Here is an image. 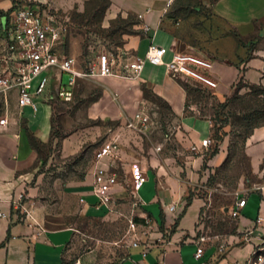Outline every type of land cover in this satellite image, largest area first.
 Here are the masks:
<instances>
[{
	"label": "rangeland",
	"instance_id": "1",
	"mask_svg": "<svg viewBox=\"0 0 264 264\" xmlns=\"http://www.w3.org/2000/svg\"><path fill=\"white\" fill-rule=\"evenodd\" d=\"M21 5L24 4H17ZM109 5L110 0H84L82 7L76 4L67 11L51 5L44 7L47 13L62 22L67 34L62 50L73 56L80 68V63L93 59L101 52L131 57L127 51L125 53L117 48L123 47L129 34L142 32L139 17L118 13L105 23L103 18ZM178 5L175 1L168 9L172 23L177 17L189 13L194 17L192 22H202L197 11L190 12L187 8L177 13ZM202 11L205 17L211 18V26L216 25V35L222 36L225 29H229L238 45L247 44L253 48L263 40L264 46V38L255 34L244 36L237 28L225 27L209 12ZM84 53L87 55L83 56ZM67 79V74H63L64 84ZM49 85L51 88L52 83L49 82ZM14 94L15 91H8L6 95L0 93V118L16 111ZM53 100L57 101L53 138L58 141L48 149L38 148L42 158L38 172L44 173L41 187L48 191L49 205L54 206L56 213L63 216L66 225L73 230L68 251L71 261L90 254L94 263L116 264L125 256L131 242H153L169 236L171 228L165 230L141 215L143 209L158 217V210L145 205L141 208L130 179L133 169H149L144 173L147 179L137 190L142 201L155 188L153 173L160 185L181 190L183 202V198L186 203L196 196L205 200L194 233L185 234L182 240L207 243L215 238L221 240L238 235L236 217L231 215L228 203L232 201L235 190L251 189L255 185L256 180L251 175L245 156V144L252 131L264 125V94L257 95L256 88L251 84L240 82L229 95L223 97L217 96L214 89L210 91L188 85V112L196 118L209 120L211 124L210 135L207 129L211 140L208 146L197 141L181 125V119L170 111L157 91L143 82L126 86L123 82L114 84L82 79L77 82L71 102ZM101 101H106L103 108L108 115L96 113V106ZM44 110L48 123L37 126L40 133L48 137L52 108L46 106ZM137 112H142L146 121H137ZM70 135L78 143L81 142V148L78 153L62 158L58 153L60 139ZM114 139L119 142L124 162L115 164L118 191L113 193L106 205H86L73 188L84 179L96 149ZM220 149L224 152L223 164L219 167L209 165V157Z\"/></svg>",
	"mask_w": 264,
	"mask_h": 264
},
{
	"label": "crops",
	"instance_id": "2",
	"mask_svg": "<svg viewBox=\"0 0 264 264\" xmlns=\"http://www.w3.org/2000/svg\"><path fill=\"white\" fill-rule=\"evenodd\" d=\"M21 1L22 4L35 3L45 7L51 5L63 11L74 8L76 4L82 7L84 2ZM175 1L180 4L177 6V13L187 8L190 12L197 11L202 22H192L194 17L189 13L177 17L175 23H172L168 17V9ZM14 6L12 0H0V45L3 19L6 22L5 14ZM200 10L209 12L212 18L223 22L225 27L237 28L244 36L255 34L264 38V0H110L103 22L107 23L118 13H130L139 17L142 32L129 34L120 48L122 52L127 51L130 58L144 57L151 42L166 49V60L174 51L200 49L212 62L211 73L217 81L214 89L217 96L229 95L240 82L264 88L263 40L260 39L255 47L250 48L247 44L238 45L229 29H225L222 36L216 35V25L212 27L211 18L205 17ZM144 26L149 29L145 30ZM140 74L143 76L139 75L134 80L120 76L99 77L97 80L114 84L123 82L126 86L143 82L152 86L168 104L170 111L181 119V125L197 141L209 137L210 121L196 118L187 109V94L182 82L190 79H174L163 65H152L148 62H145ZM13 98L16 111L11 112L10 116L7 115L8 124L0 127V212L4 214L0 216V264H97L90 254L77 257L73 261L68 258L73 230L66 225L64 217L56 213L54 206L49 205L46 197L48 191L41 187L44 173L38 172L42 160L38 148L48 149L58 141L53 138V116L57 101L36 97L37 111L33 112L30 106L19 109L16 94ZM105 103L106 101L98 102L97 114L108 115L103 108ZM46 106L52 108L48 137L44 133L42 135L37 126L48 123L44 110ZM30 120L34 122L31 123ZM81 145L72 135L61 138L59 156H72L79 152ZM223 155L224 152L220 149L209 157V165H222L225 159ZM245 156L249 161L251 175L256 181L251 189L235 190L232 201L228 203L231 208L239 199H245V204L236 217L237 236L231 235L221 240L215 238L207 243L182 240L185 234L194 233L205 200L196 196L186 203L183 198V202L181 190L160 185L153 173L155 188L145 197V201L138 196L139 189L134 193L141 208L145 205L158 210V217L143 209L141 215L165 230L171 228L170 234L158 241L142 240L136 246L130 245L125 256L116 264H197L193 254L199 246L202 247L201 260L206 264H247L256 258L254 252L264 256V125L256 127L246 139ZM119 157L116 164L123 162L121 150ZM92 171L93 163L86 170L84 179L73 188L79 199L84 198L86 205H92L94 201L91 193ZM147 171L149 169H144L143 174ZM118 187L119 183L113 188L114 193L118 191ZM171 206L174 208L170 209Z\"/></svg>",
	"mask_w": 264,
	"mask_h": 264
},
{
	"label": "built area",
	"instance_id": "3",
	"mask_svg": "<svg viewBox=\"0 0 264 264\" xmlns=\"http://www.w3.org/2000/svg\"><path fill=\"white\" fill-rule=\"evenodd\" d=\"M6 22L0 45V93L16 92L19 109L30 106L37 111L36 97L46 101L57 99L69 103L74 99L77 82L82 79H97L105 76H120L127 79H138L140 72L148 62L152 65H163L166 72L174 79H190L210 90L217 87V81L211 73L212 62L209 58L193 51H174L166 60V49L150 43L144 57L127 58L123 54L98 53L93 59L76 64L73 56L63 52L65 28L44 8L38 5H21L5 14ZM148 30V26H144ZM63 74L68 79L64 84ZM36 87L33 89V83ZM49 82L52 87L49 88ZM47 93V94H46ZM137 121H146L142 112L135 115ZM8 124V117L0 118V127ZM211 143L210 138L201 140L203 146ZM119 143L116 139L101 144L94 153L92 171V205L102 206L110 202L113 188L119 183L115 164L119 161ZM131 182L136 191L147 179L142 170L133 169ZM81 202L85 203L83 197ZM245 199H239L230 208V213L238 217ZM171 206L170 209H173ZM0 216H4L0 212ZM260 219V218H259ZM133 241L131 245L136 246ZM247 264H263L264 257L257 255ZM197 264H206L201 260L202 247L193 254ZM77 264V263H74Z\"/></svg>",
	"mask_w": 264,
	"mask_h": 264
},
{
	"label": "trees",
	"instance_id": "4",
	"mask_svg": "<svg viewBox=\"0 0 264 264\" xmlns=\"http://www.w3.org/2000/svg\"><path fill=\"white\" fill-rule=\"evenodd\" d=\"M13 1V3L15 4V6L14 7H17V4L19 3V4H22V1L21 0H19L18 2H16V1H14V0H12ZM27 5H38V6H40L41 8H44L45 6L44 5H41V4H35V3H26ZM13 7V8H14ZM7 13V12H6ZM52 16V15H51ZM53 17V16H52ZM54 18V17H53ZM55 19V18H54ZM56 20V19H55ZM57 21H59V20H57ZM61 24H62V22L61 21H59ZM63 25V24H62ZM66 31H65V36H64V43H63V46L65 45V40H66ZM118 50H120V47H118L117 48ZM193 52H195V53H198V54H201V55H203V56H205V57H207L208 58V55L206 54V53H204V52H202L200 49H198V50H195V51H193ZM117 54H119V53H117ZM83 56H86L87 54L86 53H84V54H82ZM210 59V58H209ZM179 81H182L181 79H179ZM182 84H183V87H184V89H185V91H186V94H187V89H188V85H192L193 87H195V88H201V89H206V90H210V89H208V88H206V87H204V86H201V85H199V84H197V83H195V82H191L190 80H187V81H183L182 82ZM253 87H255L256 88V94L257 95H259V96H261V95H263L264 94V88L262 87V86H259V85H256V84H251ZM211 91V90H210ZM186 103H187V101H186ZM170 108V107H169ZM190 199L191 198H189L188 199V201H190Z\"/></svg>",
	"mask_w": 264,
	"mask_h": 264
}]
</instances>
